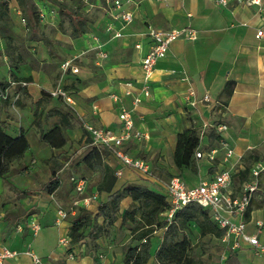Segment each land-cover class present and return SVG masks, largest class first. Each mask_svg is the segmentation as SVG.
Segmentation results:
<instances>
[{"label":"crops","instance_id":"1","mask_svg":"<svg viewBox=\"0 0 264 264\" xmlns=\"http://www.w3.org/2000/svg\"><path fill=\"white\" fill-rule=\"evenodd\" d=\"M9 5L13 31L26 48L19 76H30V80L23 84L25 93L17 102L11 91L13 84L9 87L10 101L0 99V153L9 165L8 173L0 176V247L6 245L16 251L14 256L4 259L5 264H96L97 259L86 253L84 243L74 245L70 252L75 257L71 258L68 245L59 241L68 233L70 218L56 222L55 206L70 205L76 194H67L70 172L65 179L60 178L61 171L71 168L67 163L58 172V186L50 192L40 190L50 174L45 160L61 151L70 161L75 157V149L86 150L91 143L85 140L84 121L117 131L119 103L111 94L122 96L123 104L131 106L130 96L123 95L122 82L130 79L138 85L141 81L140 62L150 45L148 26L162 30L190 26L197 31V38L172 41L166 55L156 59L148 81L150 97L144 98L132 113L134 126L146 130L149 138L127 142L123 149L143 158L154 178L147 179L121 165L109 153L103 161L113 172L116 168L121 171L115 175L113 188L142 183L165 194L164 186L171 175H179L186 184L195 185L229 164L236 172L245 163H252L254 155L264 160V35L255 36L259 28L264 32V0L259 5L244 0H227L224 5L217 0H123L122 8L133 9L134 17L118 37L106 31L110 22L117 26L110 17L117 10L109 6L110 0H94L85 6L89 21L86 31L78 37L55 28V12H47L45 7L49 4L44 2L40 8L45 16L37 31L40 39L29 40L25 39L27 29L16 0H9ZM45 23L53 28H44ZM86 33L98 37L107 53L105 58H98ZM3 49L4 41L0 38V82L10 80ZM67 58H72L78 72L60 68V62ZM57 85L71 91L73 107L49 95ZM188 87L194 89L199 100L195 106L186 102ZM206 92L209 99L200 100ZM66 108L73 114V126L65 130L66 144L61 149L52 148L40 139L39 128L50 129ZM210 122H222L227 128L218 131L205 125ZM189 127L200 132L199 150L206 152L215 146L219 150L213 159L194 156L192 168L177 169L172 158L176 135ZM221 139L233 148L228 160L223 159ZM79 156L76 163L84 167L78 162ZM13 169L17 170L15 179L8 176ZM19 176L26 179L22 185ZM85 177L87 190L93 193L95 187L91 183L95 174L91 172L90 177ZM232 188L238 193L233 182ZM106 196V192L97 193L89 209L95 211L97 202ZM129 202V197L121 201L113 233L97 239L98 249L106 251L100 264H116L119 260L122 264V246L129 240L134 224L126 215ZM190 228L198 235L195 226L191 224ZM245 230L264 243V207L251 210ZM161 234L162 230H157L151 236V252ZM234 251L237 264H264V251L255 254L246 242ZM32 256L38 257V261Z\"/></svg>","mask_w":264,"mask_h":264},{"label":"trees","instance_id":"2","mask_svg":"<svg viewBox=\"0 0 264 264\" xmlns=\"http://www.w3.org/2000/svg\"><path fill=\"white\" fill-rule=\"evenodd\" d=\"M94 0H87L91 3ZM105 3V0H100ZM21 17L24 18L27 34L25 39L40 37L37 34L40 23V4L48 2L46 11L55 12V28L70 37H78L86 31L88 17L84 14L87 3L83 0H16ZM40 2V3H39ZM0 38L4 41L3 53L8 58L10 80L0 82V92L7 89L4 99L10 101L9 87L12 94L18 97L25 93L22 81L27 82L30 76H19V68L24 61L25 46L13 31V22L10 16L9 0H0ZM48 41V40H46ZM13 82V83H11ZM50 95V94H49ZM73 126V114L69 108L60 113V117L52 127L43 131L39 127V137L50 147L61 149L67 142L65 130ZM86 133V132H85ZM86 137V141L90 139ZM200 132L195 127H189L177 133L173 163L177 169L194 166V153L198 149ZM110 150L99 144H90L79 156L78 162L95 174L91 185L95 190L106 192L104 200H99L95 211L84 206H75L74 213L70 217L68 228V253L75 244L82 242L86 247V253L96 257L98 250L97 239L108 237L113 233L114 222L117 219L120 204L123 198L129 197L130 202L126 208V215L134 224L130 228L129 240L122 246L123 264H237L234 249L228 248L225 258L220 261L213 258L211 253L194 254L195 244L191 241L190 234L192 224L198 229L199 240L197 244L203 247L205 236L220 239L224 229L220 228L211 218L206 207L195 202H189L177 209L169 220L162 217V213L169 207L165 194L142 183H125L113 188L115 174L103 161V157ZM259 160V156H253L252 161ZM49 165V177L41 185L40 190L52 191L58 186L60 178L58 172L65 165L66 158L59 151L45 160ZM252 163H245L242 169L232 172V182L242 184L250 178ZM9 171V165L2 159L0 153V176H5ZM262 172L258 180V188L251 195L249 204L244 211L245 220L248 219L251 210L264 207V187L262 185ZM26 193V192H24ZM70 213V212H69ZM100 219V220H99ZM157 230H162L160 240L153 252H151V236Z\"/></svg>","mask_w":264,"mask_h":264},{"label":"built area","instance_id":"3","mask_svg":"<svg viewBox=\"0 0 264 264\" xmlns=\"http://www.w3.org/2000/svg\"><path fill=\"white\" fill-rule=\"evenodd\" d=\"M220 4H226L227 0H217ZM250 5H259L262 0H244ZM87 3V0H83ZM123 0H110V7L117 10L111 13V20L117 23L115 27L111 22L106 25V31L112 36L118 37L122 35V30L129 25L134 17L133 9L129 7L122 8ZM88 4V3H87ZM40 18H44L45 12L40 9ZM24 21V18H21ZM146 34L150 37V45L147 52L143 55L140 62L142 78L138 85L133 80H124L122 85L123 95L130 96L131 106L126 107L122 102V96L112 93L111 98L119 103L117 117L120 121V126L117 131L111 128L95 126L91 122L84 121L82 126L90 139L91 144H99L107 147L111 155L121 164L137 171L147 179L154 178V173L149 164L141 157H136L124 151L123 146L127 142L147 140L149 133L146 130L134 126L133 110L137 107L144 98L150 97L149 78L153 71V66L156 59L161 58L168 52L169 45L176 39L194 40L197 38V31L190 26L172 27L168 29H157L148 26ZM91 39V46L96 50L98 58L102 59L107 56V53L102 49L101 42L98 37L91 33H86ZM264 35L262 29H257L255 36L257 38ZM139 45H136L138 47ZM72 58L64 59L60 62V68L63 71L70 70L72 73L78 72V66L72 62ZM13 83V82H11ZM25 84V82H21ZM50 96L59 98L67 105L74 106L75 102L71 91L62 86H55L49 91ZM7 89L0 92V99L5 98ZM17 96V95H16ZM186 102L190 106H195L199 101L195 96V91L192 87L186 90ZM209 99V94L206 92L200 100L206 101ZM209 127H214L218 131L226 130L227 126L222 122H210L205 124ZM204 125V126H205ZM220 146L224 149L223 159L228 160L233 155V148L228 145L225 140L219 141ZM219 148L212 147L206 152L196 149L194 156L201 158L206 156L208 159H213ZM264 172V160L256 161L250 169V178L244 181L239 188L238 193H234L232 188V166L229 164L211 178L204 179L195 185H188L179 175H171L165 183V197L169 207L162 213L166 220L172 217V214L179 208L189 202H195L209 211L211 218L217 223L220 228L224 229V234L220 240L227 248L236 249L241 242H246L254 249L255 254H261L264 251V243H261L256 234H248L245 230L246 220L244 211L249 204L251 195L258 188V180L260 174ZM116 176L121 174L120 168L114 170ZM70 182L73 184L75 198L70 205L65 208L57 205L56 222L66 218L69 212H74L75 206H84L89 209L91 203L97 196V191L93 193L87 192L88 180L85 176L71 175ZM262 224L261 222H257ZM68 233L62 236L59 241L68 245ZM28 254L32 255L30 251ZM16 251L2 245L0 247V264H5L4 259L12 257ZM69 257H73V253H68ZM34 261H38V257L32 256Z\"/></svg>","mask_w":264,"mask_h":264},{"label":"rangeland","instance_id":"4","mask_svg":"<svg viewBox=\"0 0 264 264\" xmlns=\"http://www.w3.org/2000/svg\"><path fill=\"white\" fill-rule=\"evenodd\" d=\"M39 1V0H37ZM40 3V2H39ZM44 28L46 29H49L50 28H53L51 25H49L48 23H45L44 24ZM84 150H80V151H77V149H75L72 154H75V157H73L70 161L67 160V164L69 166H71V168H66L64 171H61L60 173V178L62 179H65L67 174H68V185H67V194H70L69 196H74L75 195V191H74V187L72 185V183L70 182L69 180V177L71 175H78V176H87V177H90L91 176V172L90 170H88L87 168L85 167H80L78 166L76 163V160L78 158V156L84 152ZM17 175V170L16 169H13L10 171L9 175L11 178H14L15 179V176ZM39 178L43 179L44 176L42 174H38ZM18 180L20 181L21 185L26 181V179L22 176H19L18 177ZM262 185H261V188L264 187V173L262 175ZM237 189H239L240 187L238 186L237 182L235 181V183L233 184ZM90 189L87 190V192L89 193ZM69 199V198H68ZM96 199V197H95ZM63 204V205H62ZM61 205L64 206L65 208L68 207L69 204H65V203H62ZM57 207V206H55ZM162 217H164V215L162 214L161 215ZM68 218L71 217L70 213H68L67 215ZM190 238H191V241L195 244V249H194V254H200L201 251H203V254L206 255L207 253H211L213 255V258L215 259H219L220 261H222L224 258H225V255L228 251V248L225 246V244L220 240V239H215L213 237H206L203 240V247L199 246L197 244V241L199 240V237L198 235H195L193 232L190 234ZM99 250V249H98ZM105 253L106 251L100 249L99 251L96 252V259L97 260H94L96 262V264H100L101 263V260L104 259L105 257ZM100 254V255H99ZM75 257V254L73 253V258ZM121 263V260H119L116 264H120ZM109 264H112V262H110ZM123 264V263H122Z\"/></svg>","mask_w":264,"mask_h":264}]
</instances>
